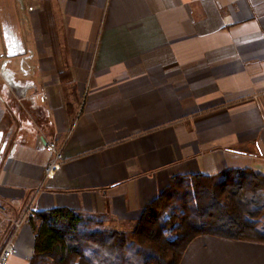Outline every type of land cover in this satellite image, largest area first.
<instances>
[{
	"label": "crops",
	"instance_id": "0c3cea01",
	"mask_svg": "<svg viewBox=\"0 0 264 264\" xmlns=\"http://www.w3.org/2000/svg\"><path fill=\"white\" fill-rule=\"evenodd\" d=\"M49 141L63 162L45 178ZM232 169L264 174V0H0L10 264L33 254L26 209L121 230L172 179ZM178 264H264V243L198 235Z\"/></svg>",
	"mask_w": 264,
	"mask_h": 264
},
{
	"label": "trees",
	"instance_id": "16d2710c",
	"mask_svg": "<svg viewBox=\"0 0 264 264\" xmlns=\"http://www.w3.org/2000/svg\"><path fill=\"white\" fill-rule=\"evenodd\" d=\"M36 218L39 224L30 221L34 250L28 264H178L198 235L264 243V174L232 169L174 178L121 230L66 208L40 211Z\"/></svg>",
	"mask_w": 264,
	"mask_h": 264
},
{
	"label": "built area",
	"instance_id": "2783aa9c",
	"mask_svg": "<svg viewBox=\"0 0 264 264\" xmlns=\"http://www.w3.org/2000/svg\"><path fill=\"white\" fill-rule=\"evenodd\" d=\"M31 10L32 7H29ZM46 99L45 95L39 96V101L44 102ZM46 151L50 152L52 157L49 162L46 164L44 168V176L45 178L53 177L63 162L62 156V146L55 141H49L45 144ZM34 217V212L31 209H28L26 215L24 216L22 221L29 222V220ZM17 253L16 247L13 245L12 240H8L5 242L3 247L0 250V264H10L9 259L12 255Z\"/></svg>",
	"mask_w": 264,
	"mask_h": 264
},
{
	"label": "rangeland",
	"instance_id": "374dc122",
	"mask_svg": "<svg viewBox=\"0 0 264 264\" xmlns=\"http://www.w3.org/2000/svg\"><path fill=\"white\" fill-rule=\"evenodd\" d=\"M27 210H28V209L25 210V212H24V214H23V216H22V220H23L24 216L26 215ZM170 212H171V211L169 210V211H168V214H170ZM1 213H2V210H0V214H1ZM93 216H98V218L101 217V218L104 220V216H102V215H99V214H93ZM31 219H32L33 222H35L36 224H39V219L36 218V215H34V217H32ZM31 219L29 220V222L32 221ZM176 222H177V221H176ZM176 222H175V223H176ZM103 226H105V227H114V228L119 227V225H117V224H116V225H114V224L112 225V224H107V223H105V222L103 223ZM168 236H169L170 238H173V237L175 236V233H174V232L168 233Z\"/></svg>",
	"mask_w": 264,
	"mask_h": 264
}]
</instances>
